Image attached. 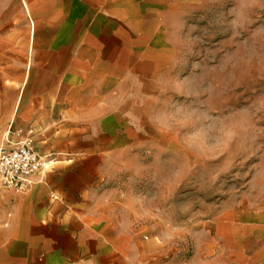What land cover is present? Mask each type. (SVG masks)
<instances>
[{"label":"crops","instance_id":"0c3cea01","mask_svg":"<svg viewBox=\"0 0 264 264\" xmlns=\"http://www.w3.org/2000/svg\"><path fill=\"white\" fill-rule=\"evenodd\" d=\"M192 1L0 0V149L32 128L45 164L26 193L0 183V264H163L157 225L102 190L160 110ZM252 183L203 222L195 264H264Z\"/></svg>","mask_w":264,"mask_h":264},{"label":"rangeland","instance_id":"374dc122","mask_svg":"<svg viewBox=\"0 0 264 264\" xmlns=\"http://www.w3.org/2000/svg\"><path fill=\"white\" fill-rule=\"evenodd\" d=\"M178 26L179 62L160 110L102 193L117 190L120 212L157 225L163 264H195L203 222L259 197L251 191L264 172V0H193Z\"/></svg>","mask_w":264,"mask_h":264},{"label":"built area","instance_id":"2783aa9c","mask_svg":"<svg viewBox=\"0 0 264 264\" xmlns=\"http://www.w3.org/2000/svg\"><path fill=\"white\" fill-rule=\"evenodd\" d=\"M18 135L23 138L9 148L0 149V183L8 190L26 193L32 179L44 169V161L34 149L35 132L28 128Z\"/></svg>","mask_w":264,"mask_h":264}]
</instances>
